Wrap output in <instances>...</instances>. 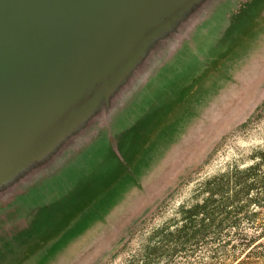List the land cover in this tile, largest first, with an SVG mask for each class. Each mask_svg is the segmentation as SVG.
Masks as SVG:
<instances>
[{
    "label": "rangeland",
    "instance_id": "obj_1",
    "mask_svg": "<svg viewBox=\"0 0 264 264\" xmlns=\"http://www.w3.org/2000/svg\"><path fill=\"white\" fill-rule=\"evenodd\" d=\"M178 1H160L165 12L141 25L140 52L149 57L137 64L135 79H145L156 59H168L190 41L197 59L190 78L200 83L192 104L166 125L151 126L146 118L113 137L111 150L68 193L27 210L16 197L70 162L96 135L88 127L65 139L62 134L79 128L54 131L49 124L73 98L75 83L78 93L82 89L86 63L76 60L59 88L19 106L35 111L37 121L0 139V155L16 160L10 171L0 165V264H127L198 181L234 166L244 169L264 154V0H186L166 9ZM72 10L68 0H0V50L5 38L63 33L74 25ZM118 19L113 23L123 22ZM80 33L95 55L98 47ZM96 33L106 34L104 28ZM196 34L207 35L205 46ZM5 79L0 74V103L11 92L2 86ZM42 125L50 127L49 137L32 142Z\"/></svg>",
    "mask_w": 264,
    "mask_h": 264
},
{
    "label": "trees",
    "instance_id": "obj_2",
    "mask_svg": "<svg viewBox=\"0 0 264 264\" xmlns=\"http://www.w3.org/2000/svg\"><path fill=\"white\" fill-rule=\"evenodd\" d=\"M160 1L108 0L101 6L94 3L82 23L87 28H102L123 17V24H140L165 10ZM185 2L179 0L166 9L179 8ZM114 26L107 32L111 33ZM67 38L51 51L41 49L36 57L39 63L25 64L22 73L15 76L11 92L0 103V139L12 136L18 130L14 128L23 122L37 121L35 111L19 108L21 104L40 98L50 88H59L61 79L73 74L75 58L86 63L92 60L90 52H79L77 46L70 48V39L74 38ZM100 40L102 37L96 36L93 42ZM7 101L8 108L4 104ZM55 115L51 114L49 124H56ZM49 128L42 125L29 139L33 142L49 137ZM15 162L12 155H0V165L6 171ZM127 264H264V154L244 169L234 166L198 181L189 198L149 232Z\"/></svg>",
    "mask_w": 264,
    "mask_h": 264
},
{
    "label": "crops",
    "instance_id": "obj_3",
    "mask_svg": "<svg viewBox=\"0 0 264 264\" xmlns=\"http://www.w3.org/2000/svg\"><path fill=\"white\" fill-rule=\"evenodd\" d=\"M143 22L115 25L111 33L106 32L105 38L95 43L97 53H90L92 60L84 62L82 89L78 93L75 83L73 98L67 101L66 108L56 112V124L50 126L53 130L67 124L79 128L62 134L65 139L77 137L80 129L88 127L97 129L96 135L70 162L16 197L24 210L48 204L68 193L111 150L113 137L146 118L151 126L166 125L174 119L175 112H184L192 104L193 91L200 83L192 84L190 78L193 63L197 64L190 41L182 43L168 59H156V69L145 79H135L137 64L149 57L147 52H140L144 35L139 34V29ZM205 38L207 35L196 34L195 39L203 47Z\"/></svg>",
    "mask_w": 264,
    "mask_h": 264
},
{
    "label": "water",
    "instance_id": "obj_4",
    "mask_svg": "<svg viewBox=\"0 0 264 264\" xmlns=\"http://www.w3.org/2000/svg\"><path fill=\"white\" fill-rule=\"evenodd\" d=\"M72 4V11L74 14L73 17V24L69 23V29L64 31L63 33L58 34L57 36H51L46 38L40 37V35L32 34V35H18L14 37L13 39H4L2 43V50H0V74L3 77H6L5 81L6 83H3L2 86H7V89L10 88V84L13 82L15 76L18 73H22L23 67L25 64L33 65L38 64V58L37 55L41 49H44V52L51 51L55 46V44H63L64 38L68 39L67 37L72 36L74 39H70L72 41V45H70V48H73L74 46L78 47L76 50L81 52L82 50H86L90 52L87 47L83 44V40L80 39L79 33L83 31L91 37L90 43L94 44L93 40L96 38V36H101L96 32H99L102 28L105 29V32H107L111 25H118L121 23H108L107 21L105 23H108V25L103 26L102 28H96L95 26H91V28H87L85 25H83L82 20L86 19L90 14V9L92 8V4H96L97 6H101L102 4H107L108 0H68ZM136 14V12H134ZM133 17L135 15L132 14ZM118 19V18H117ZM116 19V20H117ZM123 20L122 23H124L123 17H119L118 22ZM66 22V21H65ZM115 22V21H114ZM78 28V29H77ZM83 30V31H82ZM79 32V33H78ZM80 33V34H82ZM83 35V34H82ZM95 35V36H94ZM102 35V40H103ZM94 37V38H93ZM95 45V44H94ZM83 52V51H82ZM91 53V52H90ZM81 60L80 57L75 58L73 61ZM13 65V67H11ZM4 81V82H5ZM6 89V90H7Z\"/></svg>",
    "mask_w": 264,
    "mask_h": 264
}]
</instances>
